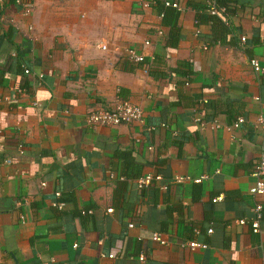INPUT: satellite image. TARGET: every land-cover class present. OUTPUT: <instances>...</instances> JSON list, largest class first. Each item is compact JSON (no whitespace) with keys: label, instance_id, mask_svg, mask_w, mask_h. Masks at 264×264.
Here are the masks:
<instances>
[{"label":"crops","instance_id":"crops-1","mask_svg":"<svg viewBox=\"0 0 264 264\" xmlns=\"http://www.w3.org/2000/svg\"><path fill=\"white\" fill-rule=\"evenodd\" d=\"M179 3L181 39L166 48L153 0H37L28 15L0 0V264H264V209L252 227L264 74L251 65L264 67V0L220 44ZM121 100L143 120L87 124Z\"/></svg>","mask_w":264,"mask_h":264},{"label":"built area","instance_id":"built-area-1","mask_svg":"<svg viewBox=\"0 0 264 264\" xmlns=\"http://www.w3.org/2000/svg\"><path fill=\"white\" fill-rule=\"evenodd\" d=\"M36 1L37 0H17V3L23 4L24 13L28 15L33 12ZM207 2H208L209 12L211 15H217V14L225 12V8H220L215 2V0H207ZM166 6L174 8L180 12L183 11V7L181 6V4L178 2H174L172 0H167ZM197 33H199V30H197ZM245 41H246V38L243 37L242 42H245ZM146 45H150V42H146ZM103 49H107V48L103 47ZM128 54L131 57V59H133L135 62H138V63L145 62V58L143 56H139L135 50H129ZM251 65L255 72L264 74V67L261 65V63L258 60L256 59L251 60ZM26 73H29V70H26ZM143 117H144V112L139 106L129 101L121 100L111 110L99 109V110L93 111L87 117L86 122L88 125H91V126L117 127L123 124H132L136 122H141L143 120ZM197 120L200 123V126L202 129H204L207 126V123H209L201 119H197ZM246 123H247V119L245 117H238L234 122H232V124L229 127L231 130H239L244 125H246ZM211 124L213 125V127H216V128L221 127V125L218 122H212ZM258 125L261 127V129L264 132V117L263 116H260L258 118ZM254 176L257 178L256 194L263 196L264 195V155L262 156L261 160L256 165ZM154 178L155 177L152 175H145L139 178L137 181L138 189L142 190V189L149 188ZM186 180H190V178H187V179L177 178L178 182H183ZM200 181H201L200 179L196 180V182H200ZM57 196L59 197L60 194L58 193ZM215 200L217 201L218 199H215ZM55 206L60 209H63L65 204L61 202H57ZM262 210H263V205L258 204L255 209L257 217L252 223V227L255 232H258L261 229L260 221L262 218ZM109 211L112 212V210H109ZM129 227L133 228L134 224L133 223L129 224ZM153 240L159 243L165 244V241L160 236V234H154ZM188 246L192 250H195L197 248H207L208 247L207 245L198 244L197 242H191L188 244ZM109 257L114 258V255L111 254ZM141 260H144L143 255L141 256Z\"/></svg>","mask_w":264,"mask_h":264},{"label":"trees","instance_id":"trees-1","mask_svg":"<svg viewBox=\"0 0 264 264\" xmlns=\"http://www.w3.org/2000/svg\"><path fill=\"white\" fill-rule=\"evenodd\" d=\"M154 6L158 10L159 14L161 15L163 19V25L170 28V33L167 42L165 43V47H171L176 48L179 45L180 42V29L178 27V19L181 15V13L171 7L166 6L167 0H153ZM174 2H178L180 0H172ZM189 4L195 3L194 7L197 8L199 11V17L197 19V25L201 26L202 24H212L213 29V41L214 43H224V40L226 38L225 35H228V37L231 35V37H234L235 27L228 26V21H230V18L234 17L235 15L239 14L241 11L251 7L254 5V0H215L217 5L220 8H225L224 13H220L217 15H211L208 8V2L207 0H186ZM198 1L202 2L203 4H199ZM205 2V3H204ZM261 8L263 6V2H261ZM264 26V25H263ZM247 42V38L245 41V44ZM182 67L189 66L187 62L181 63ZM152 73V72H151ZM264 209V208H263ZM82 214L86 217H89L91 213L89 210L82 211ZM263 216V213H262Z\"/></svg>","mask_w":264,"mask_h":264}]
</instances>
